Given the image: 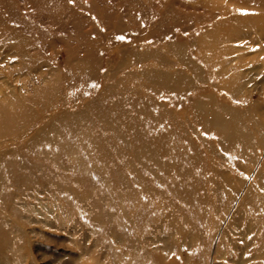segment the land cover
I'll list each match as a JSON object with an SVG mask.
<instances>
[{
    "label": "rangeland",
    "instance_id": "1",
    "mask_svg": "<svg viewBox=\"0 0 264 264\" xmlns=\"http://www.w3.org/2000/svg\"><path fill=\"white\" fill-rule=\"evenodd\" d=\"M0 106V264H264V0H0Z\"/></svg>",
    "mask_w": 264,
    "mask_h": 264
},
{
    "label": "bare ground",
    "instance_id": "2",
    "mask_svg": "<svg viewBox=\"0 0 264 264\" xmlns=\"http://www.w3.org/2000/svg\"><path fill=\"white\" fill-rule=\"evenodd\" d=\"M221 35V34H220ZM219 54L221 55V54H223V55H225V56H228V52H227V48H225V46H224V48L223 49H221L220 51H219ZM257 66V65H256ZM261 66V65H260ZM252 68V67H251ZM261 69V68H260ZM253 71V70H252ZM228 72H230L229 70H227V69H224V70H220L218 73L221 75H226V73H228ZM238 76L236 75V74H232L229 78H227V80L226 81H224V79H225V77H222V80H221V83L224 81V82H226V84H227V86L229 85V86H233L234 85V82L236 81V78H237ZM236 83V82H235ZM236 87V90L238 91V92H240L241 91V87L239 86V85H236L235 86ZM11 105H14L13 104V102H12V104ZM0 113L2 114V112H3V108L0 106ZM235 115H237V114H235ZM5 121V120H4ZM252 135L250 134V139H252ZM262 173V172H261ZM251 194V193H250Z\"/></svg>",
    "mask_w": 264,
    "mask_h": 264
},
{
    "label": "snow or ice",
    "instance_id": "3",
    "mask_svg": "<svg viewBox=\"0 0 264 264\" xmlns=\"http://www.w3.org/2000/svg\"><path fill=\"white\" fill-rule=\"evenodd\" d=\"M118 39H124V37H118Z\"/></svg>",
    "mask_w": 264,
    "mask_h": 264
}]
</instances>
